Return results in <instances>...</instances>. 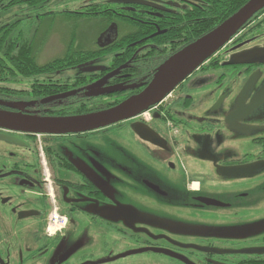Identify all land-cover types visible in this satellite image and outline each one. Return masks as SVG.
Segmentation results:
<instances>
[{
  "label": "flooded vegetation",
  "instance_id": "af4514ba",
  "mask_svg": "<svg viewBox=\"0 0 264 264\" xmlns=\"http://www.w3.org/2000/svg\"><path fill=\"white\" fill-rule=\"evenodd\" d=\"M1 1L0 59H14L26 43L36 56L45 16L76 18L92 0ZM104 2L109 18L99 20L96 46L79 49L73 65L29 76L3 69L1 110L75 117L114 108L147 87L172 56L174 29L192 2ZM262 22L264 12L162 102L122 122L64 135L0 128V264H264V64L235 59L264 49ZM53 209L68 223L49 236ZM28 218L36 219L26 230L30 242L18 244V224ZM79 222L132 243L114 250L95 244L101 229L66 232ZM253 226L263 229L221 236Z\"/></svg>",
  "mask_w": 264,
  "mask_h": 264
},
{
  "label": "water",
  "instance_id": "95a60500",
  "mask_svg": "<svg viewBox=\"0 0 264 264\" xmlns=\"http://www.w3.org/2000/svg\"><path fill=\"white\" fill-rule=\"evenodd\" d=\"M262 9H264V0H249L221 25L170 57L159 68L158 73L142 92L128 98L114 108L67 118L24 115L0 109V128L30 134L64 135L99 130L134 117L150 106L162 102L187 78L222 50L245 24ZM235 59L241 64H264V49L240 53ZM250 84L251 80L245 85L242 94L249 89ZM5 105L9 106L8 104ZM118 211L138 213L133 207H123ZM134 216L141 218L140 215ZM121 218L120 220L127 227H130L126 219ZM258 229L263 228L260 226L246 227L226 232L221 236L232 238H236L238 234L243 237L251 236Z\"/></svg>",
  "mask_w": 264,
  "mask_h": 264
},
{
  "label": "trees",
  "instance_id": "16d2710c",
  "mask_svg": "<svg viewBox=\"0 0 264 264\" xmlns=\"http://www.w3.org/2000/svg\"><path fill=\"white\" fill-rule=\"evenodd\" d=\"M189 1L192 2L193 7H190V9H188L186 14L185 13L180 14V18L182 20L178 22V24L174 29L176 44L172 45L171 47L172 48L171 52H173L172 56L179 53L188 45L194 43L199 38L203 37L210 31L221 25L223 22L229 19L233 14H235L240 8H242L249 0H189ZM1 2H4V0H2ZM41 4H43V0L32 1V5L34 6H39ZM106 8L107 7L105 5L104 0H92L91 2H88V6L86 7L82 2V6L80 9L81 13L79 15L76 14L75 17L80 19L90 18L94 20L95 19L105 20L109 18L108 17L109 12H107ZM263 12L264 9L261 10L257 15H255L254 18L250 20L247 24L251 23ZM259 26H261V28L262 27L264 28L263 22ZM163 41L164 40L162 39L160 40L161 45L166 44ZM32 44L31 47L29 46V43L22 44L20 46L21 56L19 57H16L14 59H0V77L2 76L9 77V74H4L2 72L5 67L11 66L20 69L21 71H23L21 73L27 74L29 76L31 74L37 73V70L43 68L59 67L62 66V64L73 65L77 56L79 55L78 52L72 53L73 51V41H72L70 45L67 47L66 50L67 56H65L62 59L56 58L55 60H52L48 64L46 63L47 65L39 64L36 60L34 45ZM80 56L82 57V55Z\"/></svg>",
  "mask_w": 264,
  "mask_h": 264
},
{
  "label": "rangeland",
  "instance_id": "374dc122",
  "mask_svg": "<svg viewBox=\"0 0 264 264\" xmlns=\"http://www.w3.org/2000/svg\"><path fill=\"white\" fill-rule=\"evenodd\" d=\"M73 5H71L70 9H72ZM56 9V8H55ZM43 13L42 10L33 11V17ZM40 23H38L39 26ZM41 28L38 32V43L36 42V60L39 64L47 65L52 60L66 54L67 47L70 45L71 41L74 39L75 42L73 44V51L75 53L82 50H90L95 48L96 46V38L97 34L103 28L102 25L99 23V20H94L90 18H74V17H59L53 15H47L41 22ZM74 33V36H73ZM47 63V64H46ZM205 66V65H204ZM202 66V67H204ZM201 67V68H202ZM200 68V69H201ZM23 85L27 86L31 83L29 82H21ZM208 89V88H206ZM9 93V91H7ZM193 94L196 93L192 92ZM201 93V89L198 91V95ZM166 189L165 186H163ZM196 188V187H195ZM183 189V188H182ZM197 189V188H196ZM184 190V189H183ZM148 195H144L143 198L146 199ZM155 201H156V197ZM154 200V199H153ZM175 210H179L178 208ZM36 222L35 218H28L18 224V236H17V243H29V239H31V231L27 229L31 228V225ZM91 228L94 232L100 229L104 232L103 237L98 238L95 244H107L108 248L111 249H124L125 246H129L132 242L126 241L122 235L118 231L113 229H108V227L100 226V225H89L84 226L81 225V222L78 225L70 224L68 233H77L81 232L83 228ZM65 232V233H66ZM34 240V238H33ZM55 242V241H53ZM27 258V256L25 255Z\"/></svg>",
  "mask_w": 264,
  "mask_h": 264
},
{
  "label": "built area",
  "instance_id": "2783aa9c",
  "mask_svg": "<svg viewBox=\"0 0 264 264\" xmlns=\"http://www.w3.org/2000/svg\"><path fill=\"white\" fill-rule=\"evenodd\" d=\"M67 225V219L54 210L49 217L47 231L49 234H56L62 231Z\"/></svg>",
  "mask_w": 264,
  "mask_h": 264
}]
</instances>
